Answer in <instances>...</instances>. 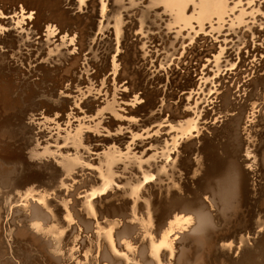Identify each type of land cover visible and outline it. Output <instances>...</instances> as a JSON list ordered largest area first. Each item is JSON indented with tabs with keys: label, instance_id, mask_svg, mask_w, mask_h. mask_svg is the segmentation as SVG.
Here are the masks:
<instances>
[{
	"label": "rangeland",
	"instance_id": "1",
	"mask_svg": "<svg viewBox=\"0 0 264 264\" xmlns=\"http://www.w3.org/2000/svg\"><path fill=\"white\" fill-rule=\"evenodd\" d=\"M0 1H2V0H0ZM60 1L63 4L65 3V5H63L62 3L61 4L64 7L66 6L67 9H71V10L80 9V10H74L75 12L73 11V15H77V14L81 15L82 14L86 17L88 16L89 18H92L97 14L95 16L97 19H94L95 17L93 19L85 18L86 19V20H84L85 23L83 24V26L82 25L81 26H82V28L85 27L86 31L83 32L81 30L83 32L82 37H79L78 35H75V37L73 35L67 36L65 41L68 42L70 40L68 42V45L67 44L65 46L59 45L60 44L59 41H61V39H59V38H61L62 35H60V33H59L60 29L58 28L59 26H58L57 22H51L52 21L51 19H47L46 21H44L45 20L44 18H42V20H43L42 23L40 21L37 22V20H39L40 18H39V15H37L36 12H34V11L35 10L37 11L38 9L37 8L33 9L32 8L33 5H30V3L29 4L26 3V5H25L23 2V4H24L23 7H22V5H23L22 1H21V4L19 3L20 1L18 3L16 2L15 4L13 3L14 5L17 4V6H18V4H20V6L17 9L16 6L12 7V6H14L13 4H12V6H10L11 2L10 3L8 2L9 3L8 4L5 1L4 2L2 1V2H0L1 4L6 3V5L4 4L5 6H7L6 10L10 11L12 8H15V9L14 10L12 9L13 11L11 10L10 12H8L5 10V6L1 5L4 7V10H3V7L0 8V16H1L0 17V36L3 34L0 38V43H2V44H0V51L2 50L0 52V54L1 53L2 54H4V53L8 54L6 57L11 59L10 61L13 60L12 62L17 64V66L21 65L20 70H22V72L24 70H27L28 67H30L31 69H28L27 71H34L31 74L34 73L35 76L30 74L28 76H25L26 77L25 81H24V79L20 80V82L22 83V84L20 83V89H23V90H18L19 93L17 92V97H20V100H21L20 101V109L22 108L21 109L22 113H24L25 112L24 110L27 108L28 110L26 109V113H28L30 116L33 117L32 122L29 120H26V121H28L26 123H32L33 125H41L42 126L43 121L45 120V117L42 114H44L47 111V109L49 107L53 106V104H54L53 99H55V98H51L49 96V94L52 92L50 90H52V88L54 87V83L56 85V81H58L57 78L58 77L60 78V76L63 72L62 71L61 72L56 71V69L54 68L56 66H59L60 62L54 61L53 63H51L52 64L51 65L47 62L48 57H45V58L44 57L39 58V56L36 57V52H40L39 50H41V47L44 48V51H46V49L48 48L47 49V51H48L51 48H53V44H54V47L56 45L61 46V47H59V49L63 50V51H65L67 48L72 49L74 47L73 48V49H75L74 51L73 50L69 51L70 55L73 57V55L78 54L80 51L81 52L79 54L82 56V50L84 51L85 49H87V51L84 52V54H83L85 56V62H83V68L85 70L84 71L81 70V72H82V76H81L82 80L80 81L81 86H79L78 88H75L73 91V88L71 87L72 86L71 82L69 83V85L67 83L66 88H65V90H63L61 92L60 97L62 99H66V100H68V99L71 100L73 98V100H71L72 103H75L77 100L79 101V102L77 101L79 105L75 104L73 107H70V109L73 110L72 113L75 114V117L77 115L76 111H78V115L76 118H73L72 123L74 126H76V125H78L77 122H79V120L84 121L85 124L88 122L86 125H84V127L87 128L85 130V132H86L85 134L90 133L91 135L93 134V137H94V139H93L94 141H92L93 143L91 142L92 144L90 145L92 147H90L91 150L89 151V154L84 155V157L88 159L89 163L87 161L86 164H88V165L86 167H83L81 169L78 168L79 170H77L75 175H73L74 177L75 176L76 177L74 178L72 176V178H70V180L68 181V184L66 185V187L63 188V189H65V191L62 190L63 191L62 194H60V196L58 195V198L61 197V195L63 196V194L68 195L67 196L68 198L66 197L67 199L66 198L63 199L61 197V201H62V199L64 200V202L60 201L61 203H63V205L62 204L60 205V203L58 202L59 200H57L54 203L55 205L53 204V206H51L52 208L50 207L49 212H46L43 215L42 214L38 215V213L36 214L37 210L35 211V209H40L41 206H39V205H38L39 207L35 206L36 208L34 207V209H33L31 204L29 206L27 204V206H28L27 207V206H25L24 203H18V204L12 205V207H14V208H12L11 213L14 215H20L21 218L23 217L21 220H23V219L26 220V217H28V216L29 217L27 218V221H29L33 218L35 220H39V221L45 220L44 222H46V220H47L48 222H46V225H44V226H47V227H45V229H46L45 231H47L48 235H50V236H54V233H56L57 231H60V232L62 231V233L65 232L64 239H66V236L68 235L70 237V239L68 237L66 240L69 243H71V242L73 243V241H74L73 244L71 243L72 247H70V249H72L74 254H76V256H74L73 260H74V262H80V259H82L80 264H90V263L91 264H103L106 262V259H104V257H105L104 254L106 253V251L108 249L107 247H108V242H109L106 239V233H109V232H111V234L114 238L116 237L115 238V240L117 239L116 242H118V241L120 242V241H122V239H123V241L130 240V242L128 244L131 246V248H134V250L137 252H139V250H142L143 248L146 247L143 250V252L145 251L144 252L145 254L148 252L147 247H150L149 245H150L151 239H154L155 244L158 247H160V253H162L163 257H165L166 256L165 253L167 252L166 244L163 243V245H161V246H160V244L162 242H164L162 240L165 239V237H166L165 241H167V243H169V241L172 240L170 235L163 234L161 236H165V237H162V239H161V236L152 235V234H154L155 230L151 227V225H147L144 221H142L143 219L140 220V218L137 219V221L140 220L142 223L140 221H138L135 224H138L140 222L138 224L139 226L135 225V224L133 226H135V227L138 226L141 229H139L138 227H136V228L133 227V228H135V231L137 230V232H134V235H130L131 237H129L128 235L127 236L126 235H124V236L120 235V232L122 231V228H123V227L121 228L120 226H122L123 224H121V222L118 223V221L124 220L125 218H123V216H121L122 213L117 212V211L122 209L123 204H125V208L123 210L126 211L128 204L131 203L130 205L133 206V204L138 203L139 200L147 199L151 196V194H149L150 193L149 189H150L151 185H155L157 178H158L157 175L155 174V171H156L155 164L161 163V160L160 159L157 160L155 157H157V155L161 152V150L164 148V146L167 145V143H169V141H172L173 139L176 140L177 137H175V136L177 134V129L179 130V128H177V125L180 124L179 119H182V117L184 118L186 116H192L193 115L192 116V119H193L195 111H198L199 112V117L197 115V117L199 118V122H198L199 126L198 127L200 130H202L201 133H203V134H201V133H199V135L194 134V136H192V137L195 140L198 139V141L202 142L201 144L199 142L198 146H202V144H204L203 142H205L207 144L209 143L208 145L214 144L213 146H215V145L219 146L220 145L219 147H222L223 146L222 144L226 143V139L229 136L228 128L231 127V126H229V123L231 122L230 125L233 124L232 121L234 120V117L238 116L240 111L243 113L250 112V113H248L249 114L248 121L251 122L250 125H252V126L249 127V124H248L247 127L250 129V132H251V130L253 132H251V134H250V137H251V138H249L250 140H247L246 137H244V141L246 143L250 142L249 144L251 145V152L253 151V153H254V151L256 152V150L259 149V146L264 143V128H263L264 126L262 124L264 119L260 118V117H264V115L261 116V114H260V112H261L260 109H261V107L264 106V0H227L228 1L227 6L229 8V11L231 12L228 15V18H226L227 22L224 23L221 20H217V19H214V22H211V23H209V22L201 23L200 21H193L191 23L192 26L190 24L191 27H189L187 25V23H189L191 20H187L186 24H185V22L182 21L185 19L179 20L173 14L168 12L169 11V7H168L169 5L156 3L157 0H131V1H129V0H97V1H93V0H68L67 1L66 0L67 2L65 0H60ZM95 2H97L96 6L94 4ZM27 4L30 5V7L32 9ZM89 5H91V6H89ZM25 6L28 7V12H25V11H27V10H24ZM87 6L89 7L90 10L95 9L92 12L94 15L91 14L90 10H86V9H88ZM97 6H99L100 8L99 7L97 8ZM27 7H25V8H27ZM71 7H73V8H71ZM15 10H17V11L18 10L19 11L24 10L23 11L24 15L20 16L21 12L18 13L19 11L17 12ZM84 10H85V12H84ZM3 11H5V13H3ZM14 11L16 13H14ZM191 12H192V8L188 7L186 9V13L190 14ZM86 13H87V15H86ZM29 14H31L32 17H30ZM37 17L39 19H37ZM18 18L21 19V21ZM87 19H88V21H87ZM12 20H13V22H11ZM34 20H36V21H34ZM48 20L49 21L51 20L50 21L51 23ZM91 20H94V21H91ZM17 21L20 22L19 25L16 24V23H18ZM34 22H35V24H33ZM39 22L41 23L40 26H38ZM45 22H46V24H48V25L50 24V25L49 26L46 25ZM96 22H97V24H96ZM117 22H119V24H121V28L119 30L116 28ZM21 23H22V25H21ZM29 23H30V25H29ZM52 23L53 24L55 23V24L53 25ZM41 25L42 26L44 25V26L41 27ZM218 25L221 26L220 30L217 29ZM3 26H5V27L7 26V27L5 28ZM45 26L49 27L50 35H49V31L47 32V30H49V29ZM51 26L53 28H51ZM33 27H35V30ZM42 28H45V29L47 28V29L42 31ZM54 28H55V30H54ZM37 29L39 30L37 32H39L40 35L36 34ZM51 30H52V35L53 34L55 35L54 37L51 35ZM11 31H12V33H9ZM13 31H14V34H13ZM55 31H56V33H54ZM4 32H5L6 36L4 35ZM85 32H87V33L89 32V34L86 33L87 34L86 35ZM34 34H35V36H33ZM46 34L48 37L52 36V39H51V37L45 38ZM9 35H10V37L7 39L6 37H8ZM59 35H60V37H59ZM86 36H87V38H89L91 36L89 38L90 40L87 39ZM130 36H131V41L129 42L127 37L129 38ZM13 37H16V38L18 37L17 38L18 41L20 40L21 42L20 41L17 42L16 41L17 39H15V38L11 39ZM41 37L44 38V42H43V40L40 41ZM24 39H25V43L27 42L26 47H24L26 44L24 46L22 44L24 42ZM47 39H49V40H47ZM50 39L52 40V42L49 43L51 45L48 44V41L49 42L51 41ZM58 39H59V41H58ZM86 39L88 40V42L85 41ZM204 39L209 41L210 47H212V49L214 51L212 58L206 60L208 63L202 59L204 55L200 51V45L199 44H201L200 42H202ZM6 40L8 42L10 40H13L12 44L6 42ZM45 40H46V42H45ZM80 40L83 43V44L81 43L83 45V46H81L82 48H79V46L81 45V44H79ZM83 40L88 45H85V42H83ZM38 41L41 44L42 43L43 44L39 45ZM14 42H17V44ZM28 42H29V44H28ZM30 42L32 43V45ZM6 43L8 44V47H6L7 46ZM18 43H21V44H19V47H18ZM3 44H4L5 48L3 47ZM13 44L16 46V49L17 48L22 49L20 47V46H22L24 48L23 51L18 49L17 51H19L20 53H17L16 49H14L15 47H13L14 46ZM34 44H36V45H34ZM9 45L12 46L13 48H10ZM77 45H79V46H77ZM202 45L203 44H201V46ZM36 46L37 47L40 46V48H37ZM49 46H52V47L50 48ZM86 46H88V47H86ZM8 48H10V49H8ZM88 48H90V49H88ZM8 50L9 51L13 50L12 51L13 54H10V52H8ZM21 52H22V54H21ZM29 52L31 54L33 52H35V53H33L32 56L31 55L29 56ZM16 53L18 55L19 54L21 55V56L19 55V57H20V59L24 60V61L22 60V62L25 64H22L21 60L19 62L17 61L18 63L15 62L16 60L19 59L18 56L16 57ZM192 53H195V55L197 56L196 59L198 60V64H197L198 68H194L193 71H190L191 68L187 69V70H189V71H187V73L190 74V76L188 75V77H185V73H184L185 70H183V71L180 70L179 69L180 67L179 68L177 67L178 70L175 71L174 73H171L172 70H174L176 68V67H174L176 64L175 63L176 60L181 61L182 59L189 57L190 54H192ZM9 54H10V56H9ZM24 54L28 58L24 57L25 56ZM79 54L74 56L75 57L74 60L76 58H77L76 60H79L81 58L80 59L81 61H79V62H82V60H84V57L83 56L80 57ZM14 55L16 58L14 57ZM56 55H57V53L53 54L52 56L56 57ZM0 56L2 57V55H0ZM31 57H32V59H31ZM27 59H28V61H27ZM25 60L27 62H25ZM36 60H39L40 62L37 61V63H36L35 62ZM27 63L29 65H27ZM39 64H40V66H41V64H42V66L44 65V67L46 66L47 69L52 68V70H54V71H52L51 74L48 73L47 74L48 76H46V78H45L44 77L45 74L43 72L36 71V68L39 67ZM80 65L81 64H79V67H80ZM197 65H196V67H197ZM33 67H34V69H33ZM85 67H87V68H85ZM186 68H188V67H186ZM240 71L244 72V74L242 73V75H240V73H241ZM55 72H56V74H54ZM168 72H170V73L168 74ZM52 74H54V75L50 77L49 75H52ZM40 75H42V76H40ZM229 76H231V77H229ZM50 78H52V79H50ZM30 79L33 80V82ZM240 80H241V82H240ZM26 81H27V83H26ZM28 81H30V82H28ZM39 81L41 83H39ZM43 81H45L44 82L45 84L43 83ZM50 81H51L52 85H51ZM237 81H238V83L236 84ZM29 83H30V87H29ZM46 83H47V85H46ZM43 84L45 86V90L44 89L42 90V88L44 87V86H42ZM49 85H50V87H49ZM133 85H135V86H133ZM138 85H140V86H138ZM25 86H27V88ZM36 86L39 89L36 88ZM46 86H48V87H46ZM235 86H238V88L237 87L235 88ZM25 88L28 89V91L25 90ZM142 88H144V89H142ZM24 90H25V92H23ZM38 90H41V91L38 92ZM71 90L74 94L71 92ZM64 91H66V92H64ZM42 92L45 93L46 97H45L44 93H42ZM229 92H232V95L230 93V96H229ZM26 95H28V96H26ZM40 96L42 97L43 100L41 99ZM82 96H83V98H82ZM174 96H176V98H177V100H175L176 103L174 102V100H172V97H174ZM28 97L30 98V102H28L29 101ZM36 97H37V99L39 98V101L36 100ZM48 97H50V98H48ZM32 99H34V101H31ZM35 100L38 103L41 100L42 101L38 104L35 102ZM170 100H171V102H170ZM22 101H24V103ZM45 101L49 104H47ZM21 102L23 103V105ZM92 102H97V106H99L97 111H99V110L104 111L102 116L96 115L95 113H92V111H90V109H88V108H85V107H84L85 109L82 108L85 105V103L89 104ZM28 103L29 104L32 103V104L28 106ZM50 103H51V105H50ZM168 103L175 104L173 106L176 109L179 106V110H180V113L182 115L181 118L176 117L175 115H171L170 113H168L166 111V107H167ZM25 104L27 105V107ZM40 104H42V105H40ZM111 104H113V105L111 106ZM43 105H44V107H43ZM47 105H48V107H47ZM69 105H71V104L69 103ZM224 105H225V108H224ZM31 106H32V108H31ZM107 106H108V108L106 109ZM34 107H36V108L34 109ZM41 107H42V109H41ZM220 107H221V109H220ZM217 108H218V110H217ZM115 109H116V112H115V114H113L114 113L113 110H115ZM36 110L37 111L39 110L38 111L39 113ZM74 111H75V113H74ZM110 111L112 113H110ZM35 112H37V115L39 117H37ZM210 112H212V113H210ZM20 113H21V111H20ZM253 113H254V115H253ZM93 114H94V117H93ZM40 115H41V118H40ZM252 115L254 116V119H251V118H253ZM60 117H61V114H59V116L57 115L56 117L51 118V121H49L50 122L49 125H46L47 127L43 126L42 129H38L41 131H38V130L35 131V134H46V135L49 134L46 138L40 139L42 143H45L47 140L53 141V136L55 134H57V131H55L56 126H54V125H56L57 123L53 122L52 119L57 118V120H59ZM42 119H43V121H40ZM91 121L93 124H91ZM95 121H97V122H95ZM148 121H150V122H148ZM100 122L104 124L100 127L102 129H100V130L96 129L94 132L93 127ZM63 123L64 122L61 121V123L59 124V125L62 124L61 127L63 126L61 130L65 129L64 128L65 124H63ZM255 124H257V125H255ZM51 125H52V128H51ZM108 125H109V128L105 127ZM253 125H255L256 128ZM132 128H134V129H132ZM262 129H263V131H262ZM203 136H206V138ZM38 137L40 138L41 136L39 135ZM98 139L103 140V143L100 142L97 144V142H99ZM206 139H207V141L208 140L209 141L207 142ZM26 141L28 143V140L26 138L22 139L21 142H22V144L24 143L23 147H25L24 145H26L25 144ZM211 141L213 142V144L211 143ZM52 144L53 143H50V146L52 148H55L56 145L55 144L52 145ZM183 144H185V141L181 142L179 149L175 150V152L171 151L172 152L171 154H173V155L171 156L170 161L174 158L173 156H175L174 160L176 159V152L180 153V158H178L176 160V163L174 165L175 167H173L171 169L172 172H170V169H168L167 172L165 173L166 175L162 174L160 176L161 178H163V180L157 184L159 191H158V189H156L157 187H155L154 188L155 190L154 191L152 190V193L156 192L158 194L159 192L163 191L162 190L163 188H164V190H165V188L168 190V189H170L169 187L172 184H174L172 187H175V188H180L181 186H184V185H181L182 182L180 181V179H181V177L187 178L188 173H186L187 169L183 168L184 167L183 164H182L183 167H180V164L182 162H179V161H182L184 158H186L184 160L187 161V156H188L187 153L188 152H186V149L188 150V148H185V146ZM96 145H97V147H96ZM59 148L65 149L67 147L60 144ZM199 150H201V148L196 147L192 154H194V153L199 154L200 153ZM183 151H184V153H183ZM188 151H190V150H188ZM193 159H195V156L193 157ZM177 166H178V168H177ZM16 168L19 169V171H18L19 175L17 176L16 180L22 181V179L25 178V174H24V172L26 171V170H24L25 167L22 164L21 165L19 164V165H17ZM182 168H183V170H182ZM149 170L152 171V175L154 176V178L152 180H149V181H144V173L146 171H149ZM176 170H177V173H176ZM189 174H191V173H189ZM182 175H184V176H182ZM177 177L180 179H178ZM176 179H178L179 181ZM51 180H52V178H51ZM199 180H201L200 177H199ZM199 180L197 179L196 181L199 183L200 182ZM184 181H187V180H184ZM107 182H113V189H108V186L106 185ZM16 183L17 182H15L14 184L10 183V184H6V185H0V200H4L5 198H9V197H12L14 195V193H15L14 186ZM94 183L96 186L94 185ZM262 183H264V182H262ZM80 185H82V186L80 187ZM69 186H73V187L70 188ZM76 186H78L79 189ZM148 186H149V188H148ZM82 187L85 190L82 189ZM85 187H87V189L89 191ZM66 188H69V189H66ZM76 188L78 189V193L76 192V190H77ZM193 188L196 189L195 185L193 186ZM192 191H193V189H192ZM64 192H67L68 194L64 193ZM75 192H76V195L78 194V196H76V200L74 203V200H72V199L75 197ZM118 192H120V193H118ZM117 193H118V195H116ZM69 194L72 195V197L73 196L74 197L70 198ZM109 194L112 197H110ZM111 194H113V195H111ZM187 195L192 197L193 192L192 193L189 192V194H187ZM63 197H65V196H63ZM49 198L53 199L52 196ZM116 198H118V199L115 200ZM69 199L73 201V203H74L73 206L71 205V204H73L72 201H70ZM66 200H67V202H68V200L70 202H68V203L66 202L68 205L65 208L64 205H66V203H65ZM76 202H78V203H76ZM97 202H98V204H97ZM111 204H114V205H111ZM57 205L64 207V208L57 207ZM120 205H121V208H120ZM130 205H128V207ZM22 206H23V208H22ZM55 206H56L57 211L54 210ZM109 206L110 207L115 206V209H118V210L116 211L113 207V208H111L112 209V211H111ZM106 207H109V208H106ZM19 208L21 210H19ZM66 209H69V210H66ZM77 209H78V211H77ZM70 210H71V212H70ZM72 210H75V211H73L75 213V215H73L74 213L72 214ZM127 210H128V208H127ZM129 210H128V213L126 214V216L128 214L131 215V211H132L131 206L129 207ZM64 211H66V213H64ZM103 211H105V212H103ZM111 212H113V213H111ZM115 212H116V214H115ZM106 213H107V215H105ZM117 214H118V216H116ZM35 215H38L37 217L40 216V218H36ZM59 215H61L62 217H60ZM68 215H70V216H68ZM84 215L86 216V218L88 217V219H87L88 221L85 219ZM42 216H46V219H44V217H42ZM47 216H48V218L50 216L49 219L52 221L47 219ZM82 216H84V217H82ZM79 217H80V219H79ZM108 217H110V218H108ZM112 217H114L113 219H116V220H112ZM117 217H120V218H118L120 220H118ZM98 218H99V222L97 220ZM127 218L129 219V218H131V216L129 217V215H128L126 217V219ZM263 218H264V216H263ZM65 219H68V220L66 221ZM76 219H78V220H76ZM84 219H85V222H83ZM89 219H90V221H89ZM104 219H106V220H104ZM74 220H76V221H74ZM100 220H101V222H100ZM109 220H110V223H109ZM111 220L113 222L115 221L116 223H113ZM77 221H79V223ZM92 221H93V223H92ZM103 221H104V223L107 221L106 223H109V224L105 225L103 223ZM44 222H41L42 226H43ZM90 222H91V224H90ZM94 222H95V224H94ZM47 223L49 225H47ZM84 223H85V225H84ZM15 224L17 226H21V223L18 220L15 222ZM86 224H88V225H86ZM96 224H97V226H96ZM75 225H77V227ZM78 225H80L81 232H78V230L80 231V229L78 228ZM82 225L85 226L84 227L85 229L83 228ZM89 225L91 228L89 227ZM94 225H95V227H94ZM110 225H114V228H113V226L110 227ZM106 226H108V227H106ZM118 226H119V228H118ZM86 227H89V229L87 230ZM142 227H143V229H142ZM261 227H263V228H261ZM77 228H78V230H76ZM109 228H112V229H109ZM113 229H115V230H113ZM116 229L117 230L119 229V231H117ZM252 229L249 228L251 233L248 232V233H250V235L247 234V237L245 238L246 241L249 242V246L254 248L250 253L251 254L250 257L254 253L256 254V256L253 255L250 259L252 261L254 260V262H257L258 264H264V262H263L264 261V252H263L264 251V236H262V234L264 235V222L260 225H256L254 227V229L253 230ZM71 230H74V231L76 230V231L73 234V231H72V233H70ZM92 230L93 231L96 230V232H93ZM141 230L144 232L145 235L146 234L147 235L144 236L143 233L141 232ZM150 230H151V232L152 231H154V232L151 233ZM84 231L87 233L92 231L93 233L91 232L88 235ZM79 233L82 234V236H80ZM114 233H115V235L117 234L118 236L117 235L114 236ZM69 234H72L73 237H72V235H69ZM93 234H95V235H93ZM251 234H252V236H251ZM77 235H78V238H80V240L77 238ZM141 235H142V237H141ZM143 236H144V238H143ZM260 236H262L263 239ZM88 237H90V238H88ZM74 238L76 241L79 240L78 246L76 244L77 242L75 243ZM84 238H86V240ZM93 238L96 240V242L94 241ZM136 238H138V239H136ZM147 238H149V239H147ZM82 239L84 240L83 244H81ZM179 239H180V236L179 237L177 236L176 241H179ZM256 239H257V241H256ZM147 240L149 241V243ZM134 241L135 242L137 241L136 242L137 244H134L133 243ZM146 241H147V243H146ZM237 241H233L229 244L230 249H232V253L228 258H226V261H228V262H226L225 258H224V261L227 264L229 262H230V264H232V263L236 264L234 261H236V262L241 261L242 257L245 255V252L243 250V246H244L243 243L242 242L237 243ZM251 241H252V243H251ZM131 242L134 244V246L131 245L132 244ZM139 242H140V244H139ZM85 243H87V244H85ZM79 244H81V245H79ZM141 245H143V246H141ZM168 245H170V244H168ZM252 245H254V246H252ZM259 245H262V246H259ZM139 246H141L142 249H140L141 247H139ZM24 247L26 248V246H24ZM24 247H22V248L25 249ZM74 248L76 249L75 251H74ZM82 248H84V249H82ZM80 249H81L82 253H81ZM96 249H97V251H95ZM233 249H235V250H233ZM25 250H27V251L29 250V254L31 256V261L34 259L32 262L38 263V261L43 259V258H41V254L37 251L36 248H34V249L28 248ZM85 250H87V251H85ZM126 250L124 252H126ZM103 252H105V253H103ZM20 253L23 254V251L21 249H20ZM78 253H80V254H78ZM144 253H143V255L145 256ZM260 255L262 258L260 257ZM81 256L83 258H81ZM231 256L233 257L234 260L232 259ZM99 257L100 258L102 257L101 258V261L103 260L102 262H100ZM75 258L76 259L79 258V259L76 260ZM105 264H107V263H105ZM133 264H135V262H133ZM246 264H250V262L246 263Z\"/></svg>",
	"mask_w": 264,
	"mask_h": 264
},
{
	"label": "bare ground",
	"instance_id": "2",
	"mask_svg": "<svg viewBox=\"0 0 264 264\" xmlns=\"http://www.w3.org/2000/svg\"><path fill=\"white\" fill-rule=\"evenodd\" d=\"M2 1L3 2L5 1L6 3L11 2L10 6H12L13 3L14 4L16 2L18 3L19 1H20L19 2L20 4L22 1V4L24 2L25 5H26V3H28V4L30 3V5H33L32 6L33 9L34 8L38 9L37 11L33 10L34 12H36L37 15H39V18L41 19L40 20L37 17V19H39V20H37V22L40 21L42 23L43 22L42 18L45 19L44 21H46L47 19H51L52 20V21L50 20L51 22H57L58 26H59L58 28L60 29L59 33H60V35H62V37L59 38V39H61V41H59V39H58V41L60 42L59 45H62V46H65L66 44L68 45V42L70 41V40L68 42L65 41L67 36L73 35L75 37V35H78L79 37H82L83 32L86 31L85 27L82 28L83 24L85 23L84 20H86L85 18L93 19L97 15L96 14L92 18H89L88 16L86 17L82 14L81 15L80 14L73 15L74 10H80V9H74V10L67 9L66 6L65 7L63 6V5H65V3L63 4L60 0H2ZM2 1H0V2H2ZM93 1H97V0H93ZM129 1H131V0H129ZM6 3H3V4L0 3V6L4 5V4L6 5ZM96 3L97 2L94 3L95 6H96ZM156 3L169 5L168 6L169 11L168 12L173 14L179 20L185 19V20H182L185 22V24H186L187 20H191L189 23H187V25L189 27L192 26L191 23L193 21H200L201 23H205V22L211 23V22H214V19H217V20H221L222 22L225 23V22H227L226 18H228V15L231 13L229 11L228 6H227L228 5L227 0H157ZM20 4H18V6L16 4L12 7L16 6L18 9ZM24 4L22 5V7L24 6ZM30 5H28V6L30 7ZM89 6H91V5H89ZM2 7L3 6H1L0 8H2ZM6 7L7 6H5V10L7 9ZM25 7H27V6H25ZM25 7H24V10H27L25 12H28V7L27 8H25ZM98 7L99 6H97V8ZM188 7L192 8V12L190 14L186 13V9ZM71 8H73V7H71ZM12 9L14 10L15 8H12ZM3 10H4V7H3ZM86 10H90L89 7ZM94 10L95 9L90 10L92 15H94L92 13ZM6 11H8V10H6ZM10 11H8V12H10ZM15 11H17V10H15ZM15 11H14V13H16ZM23 11H19L18 13H20V12L22 13ZM84 12H85V10H84ZM3 13H5V11H3ZM21 13H20V16H23L24 12L22 14ZM86 15H87V13H86ZM29 16L32 17L31 14H29ZM88 19H87V21H88ZM94 19H97V18L95 17ZM19 20L21 21V19H19ZM34 21H36V20H34ZM91 21H94V20H91ZM11 22H13V20ZM40 22L38 23L39 25L37 24L38 26H40V24H41ZM22 23H21V25H22ZM16 24L19 25L20 22H18ZM33 24H35V22ZM45 24H46V22H45ZM96 24H97V22H96ZM190 24H191V26H190ZM29 25H30V23H29ZM46 25H48V24H46ZM43 26L41 25V27H43ZM48 26H45V27H47L49 29ZM3 27H5V26H3ZM33 28L35 30V27H33ZM51 28H53V27L51 26ZM116 28L118 30L121 28V24H119V22L116 23ZM46 29L42 28V31H44ZM217 29L220 30L221 26L218 25ZM54 30H55V28H54ZM37 31H39V30L37 29L36 32ZM48 31H49V35H50V29L47 30V32ZM56 31L54 33H56ZM9 33H12V31ZM86 33L87 32H85V34ZM13 34H14V31H13ZM36 34L40 35L39 32H37ZM47 34L45 35V38L48 37ZM87 34H89V32ZM4 35H5V32H4ZM51 35H52V30H51ZM60 35H59V37H60ZM1 36H0V38H1ZM33 36H35V34ZM52 36L54 37L55 35L53 34ZM52 36H50L51 39H52ZM9 37H10V35L6 38L8 39ZM42 37H41L40 41L43 40V42H44V38H42ZM50 37H48V38H50ZM14 38L17 39L18 37L17 38L13 37L11 39H14ZM86 38H87V36H86ZM89 38H87V39H89ZM25 39H24V42L22 43L23 46L27 43V42L25 43ZM87 39L85 41L88 42ZM127 39L130 42L131 36L129 38L127 37ZM47 40H49V39H47ZM12 41L13 40H10L8 42L6 40V42L11 43V44H12ZM16 41L19 42L20 40L18 41V39H17ZM85 41L83 40V42H85ZM17 42H14V43L17 44ZM45 42H46V40H45ZM51 42H52V40L50 42L48 41V44ZM202 42H200L201 44H203L202 46H201V44H199L200 45V51L204 55L202 59L204 61H206L207 59L212 58L214 51H213L212 47H210L208 40L204 39ZM81 43L82 42L80 40L79 44H81ZM0 44H2V43H0ZM19 44H21V43H18V47H19ZM28 44H29V42H28ZM40 44L41 43L39 42V45ZM82 44L80 46L79 45H77V46H79V48H82L81 47V46H83ZM31 45H32V43H31ZM34 45H36V44H34ZM49 45H51V44H49ZM59 45H56L54 47V44H53V48H51L52 46H49L51 49L48 51H47L48 48L46 49V51H44V48L41 47V50L38 49L40 52H36V57H38V56H39V58L48 57L47 62L49 64L53 63L54 61L60 62V65L59 66L55 65L56 67H54V68L56 69V71H60V72L62 71L63 72L61 74L60 78L59 77H58L59 79L57 78L58 81H56V85L54 83V87L52 88V90H50L52 92L49 94V96L51 98H55V99H53L54 104H53V106L49 107L44 114H42L45 117L44 121H43V119L40 120V121H43L42 126L41 125H33L32 123H26V122H28L26 120H29L32 122L33 117L30 116L28 113H26V109H27L26 104H25L26 109L24 110L25 112L22 113V110H21L22 108L20 109V101L21 100H20V97H17L18 90H23V89H20V83H21L20 80L24 79V81H25V78H26L25 76L30 75L34 71H27L28 69H31L30 67H28L27 70L23 69L24 71L22 72V70H20L21 65L17 66V64L12 62L13 60L10 61L11 59L6 57L8 54H5V53H4L5 55L2 53L0 54V55H2V57L0 56V185H6V184H10V183L14 184L15 182H17L14 186V191H15L14 195L12 197L5 198L4 200H0V264H80V262L82 261V259H80V262H74L73 258H74V256H76V254H74L72 249H70V247H72L71 245L74 243V241L72 240L73 243L70 241L72 243L71 244L66 240L69 237L67 235L68 233L66 234L67 235L66 239H64L65 232L62 233V231L61 232L57 231L56 233H54V236L48 235L47 231H45L46 230L45 227H47V226H44V225H46V222H48L47 220H46V222H44L45 221L44 219H46V216H42V217H44V219H43L44 221L35 220L34 218L27 221V218L29 216L26 217V220H24V219L21 220L23 217L21 218L20 215H14L11 213L12 208H14V207H12V205L18 204V203H24L25 206H27V204H28V206L31 204L33 209L35 206H38V205L41 206L42 208L40 207V209H35V211L37 210L36 214L38 213V215H40V214L43 215L46 212H49L50 207L53 206V204L57 200H59L58 202L60 203V205L61 204L63 205V203H61V202L62 201L64 202L63 199H65L68 195L63 194V196H65V197H63L61 195V197L63 198L62 201H61V197H59L60 199L58 198V195L60 196V194H62V192L65 191V189H63V188L66 187L70 178H72V176L75 175L77 170H79L78 168L81 169V168L86 167L88 165V164H86L88 159L85 158L84 155L89 154V151L91 150L90 147H92V146H90V145L93 143L92 141H94L93 140L94 139L93 134L92 135L90 133L85 134L86 133L85 130L87 128H85L84 125H86L88 122L85 124L84 121L79 120V122H77L78 125H76V126H74L72 123L73 118L77 117L78 111H76L77 115L75 117V114L72 113L73 110H71L70 107H73L75 104H78L79 101L77 100L78 102L76 101L75 103H72L71 100H73V98L71 100H69V99L66 100V99H62L60 97L61 92L63 90H65L67 83L69 85V83L71 82L72 86L71 85L70 86L73 88V91L75 88H78L79 86H81L80 85V81L82 80L81 70L82 71L85 70L83 68V62H85V56L83 54H84V52L87 51V49H85L84 51L82 50V56L84 57V60H82V62H79V61H81L80 60L81 58L79 60H76L77 58L74 60V58H75L74 56L78 55L81 51L78 54L73 55V57H72L70 55L69 51H71V50L74 51L75 50V49H73L74 47L72 49L67 48L65 51H63V50L59 49V47H61ZM85 45H88V44L85 42ZM26 46H27V44L24 47H26ZM3 47H4V44H3ZM6 47H8V44ZM9 47L10 48L15 47L14 49H16L15 45L13 47L9 45ZM20 47L22 49L17 48L16 49L17 53H20L19 51H17L18 49L23 51L24 48L22 46H20ZM86 47H88V46H86ZM10 48H8V49H10ZM37 48H40V46H38ZM88 49H90V48H88ZM12 51L8 50V52H10V54H13ZM17 53H16V57L17 56L19 57L20 54L18 55ZM33 53H35V52H33ZM33 53L31 54L29 52V56L30 55L32 56ZM55 53H57L56 57L52 56ZM10 54H9V56H10ZM21 54H22V52H21ZM82 56L80 55V57H82ZM14 57H15V55H14ZM24 57L28 58L26 55ZM196 58H197V56L195 55V53H192V54H190L189 57L182 59L181 61L176 60V62H175L176 64L174 66L176 68L174 70H172L171 73H174L175 71L178 70L177 67L178 68L180 67L179 68L180 70H182V71L185 70L184 71L185 77H188V75L190 76V74L187 73V71H189L187 69L191 68L190 71H193L194 68H198V65H197L198 60ZM31 59H32V57H31ZM20 60L22 62L23 59H20V57H19V59L16 60L15 62L18 63ZM27 61H28V59H27ZM27 61L25 60V62H27ZM37 61H39V60H36L35 62L37 63ZM22 64H25V63L22 62ZM79 64H81L80 65L81 68L79 67ZM195 64L197 65V67ZM27 65H29V64L27 63ZM186 67H188V68H186ZM85 68H87V67H85ZM33 69H34V67H33ZM36 71L43 72L45 74V76L44 75L43 76L46 78V76H48L47 74L48 73L51 74V72L54 70H52V68L47 69L46 66L44 67V65L42 66V64L40 66V64H39V67L36 68ZM169 73L170 72H168V74ZM242 73L244 74V72H241L240 75H242ZM54 74H56V72ZM54 74L49 75V76L51 77ZM31 75H34V73ZM40 76H42V75H40ZM229 77H231V76H229ZM52 78H50V79H52ZM31 81L33 82V80H31ZM28 82H30V81H28ZM44 82L45 81H43V83ZM240 82H241V80H240ZM26 83H27V81H26ZM39 83H41V82L39 81ZM47 83H46V85H47ZM50 83H51V81H50ZM237 83H238V81L236 82V84ZM44 84L42 86H44ZM51 85H52V83H51ZM133 86H135V85H133ZM138 86H140V85H138ZM25 87L27 88V86H25ZM29 87H30V83H29ZM46 87H48V86H46ZM49 87H50V85H49ZM236 87L238 88V86H235V88ZM26 88H25V90L28 91V89H26ZM36 88H38V87L36 86ZM43 89L45 90V86L42 88V90ZM142 89H144V88H142ZM25 90L23 92H25ZM40 91L41 90H38V92H40ZM44 92H42V93H44ZM64 92H66V91H64ZM71 92H72V90H71ZM230 93L232 95V92H229V96H230ZM44 95H45V93H44ZM26 96H28V95H26ZM45 97H46V95H45ZM50 97H48V98H50ZM82 98H83V96H82ZM28 99H29L28 102H30L29 97H28ZM34 99H32L31 101H34ZM41 99H42V97H41ZM36 100L39 101V98L37 99V97H36ZM36 100H35V102H36ZM172 100H174V102H175V100H177L176 96L172 97ZM22 102L24 103V101H22ZM170 102H171V100H170ZM23 103H22V105H23ZM36 103H38V102H36ZM69 103L71 105H69ZM31 104L28 103V106ZM47 104H49V103H47ZM113 104H111V106ZM40 105H42V104H40ZM50 105H51V103H50ZM173 105H175V104L168 103L167 107H166V111L168 113H170L171 115H175L176 117L181 118L182 115L180 113L179 106L176 109ZM32 106H31V108H32ZM43 107H44V105H43ZM47 107H48V105H47ZM84 107L90 109V111H92V113H95L96 115L102 116L104 113V111H101V110L97 111L98 107H99V106H97V102H92L89 104L85 103V105L82 108H84ZM35 108L36 107H34V109ZM107 108H108V106L106 107V109ZM224 108H225V105H224ZM41 109H42V107H41ZM220 109H221V107H220ZM217 110H218V108H217ZM260 110H261V112H260L261 116L264 115V106L261 107ZM20 111H21V113H20ZM111 111H110V113H112ZM37 112H35L36 115H37ZM113 112H114L113 114H115L116 109L113 110ZM240 112H239L238 116L234 117V120L232 121L233 124L230 125L231 122L229 123V126H231L228 128L229 136L226 139V143L222 144L223 145L222 147H219L220 145L219 146L218 145L213 146L214 145L212 142L213 140L211 141V143L213 145H208L209 143L207 144V143L203 142L204 144H202V146H198L199 142H200V144L202 142L198 141V139L195 140L192 137V136H194V134L199 135V133L202 132V130H200L198 127L199 126V123H198L199 122V118H198L199 112L198 111H195L193 119H192L193 115L192 116H186L184 118L182 117V119H179L180 124L177 125V128H179V130L177 129V134L175 136V137H177L176 140L173 139L172 141H169V143H167V145L164 146V148L157 155V157H155L157 160L160 159L161 163L155 164V166H156L155 174L157 175L158 178H157L155 185H151V187L149 189L150 190L149 194H151V196L149 195L150 196L149 198L139 200L138 203L133 204V206L130 205L131 203L129 202L130 204H128V205H130L132 208L131 215L128 214L129 217L131 216V218H129V219L128 218L126 219V217L128 216V215L126 216V214L128 213V210L130 207V206L128 207L127 204H126L127 208H128V210L126 208L127 212L125 210H123L125 208V204L122 205V209H120L119 211H117L118 209H115V206H111V207L109 206L110 209L114 207V209L117 212L122 213L121 216H123V218H125L124 220L118 221V223L121 222V224H123L122 226H120L121 228L123 227L122 231L120 232V235H123V236L128 235L129 237H131L130 235H134V232H137V230L135 231V228L139 226L138 224L141 222L140 221L141 219H143L142 221H144L147 225H151V227L155 230V232L152 231V232H154V234H152V235H155V236L156 235L161 236L163 234L170 235L172 240H170V241L168 240L169 243H167V241H165L166 240L165 236H161V239H162V237H165V239L162 240L164 242H162L159 239L162 242L160 244V246L163 245V243L166 244V247H167V252L165 253L166 256L165 257L162 256V253H160V247H158L155 244L154 239H151V242L149 245L150 247H147L148 252L146 253L147 254L146 255L144 253L145 251L143 252V250L146 247L143 249L141 247L143 245L139 246V247H141L140 249H142V250L138 249L139 252H137L134 250V248H131V246L128 244L130 242V240L123 241V239H122V241H120V242L118 241L119 242L118 243V242H116L117 239L115 240L116 237L114 238L112 236L111 232H109V233H106V239L109 241L108 247H107L108 249H107L106 253L103 252V253H105L104 254L105 255L104 259H106L105 263H107V264H133V262H135V264H227L226 262H228V261H226V258H228L232 253V249H230L229 244L233 241L238 240L237 243L242 242L244 245L243 250L245 252V255L243 254L244 256L243 257L241 256L242 257L241 261H237V262L234 261V262L236 264H246L249 262H250V264H258L257 262H254V260L252 261L250 259L253 255L256 256V254L254 253L250 257V255H251L250 253L254 248L249 246V242L246 241L245 238L247 237V234L250 235V233H251L249 228L254 229V227L256 225H260L264 222V218H263V216H264V183H262V182H264V143L259 146V149H257L256 152L255 151H254V153H253V151L251 152V145L249 144L250 142L246 143L244 141V137H246L247 140H250L249 139V138H251L250 134H251V132H253L252 130L250 132V129L247 127L248 124H249V127L252 126V125H250L251 122L248 121V118H249L248 113H250V112H247V113H243V112L240 113ZM74 113H75V111H74ZM210 113H212V112H210ZM254 113H253V115H254ZM59 114H61V117L59 120H57V118L52 119L53 122L57 123L56 125H54V126H56L55 131H57V134H55L53 136V141L47 140L45 143H42L40 139L46 138L49 134L48 135H46V134H35V131L38 129H42L43 126L45 127L46 125H49V123H50L49 121H51V118L56 117L57 115L59 116ZM197 115H198V117H197ZM253 115H252L253 118H251V119H254ZM37 117H39V116L37 115ZM93 117H94V114H93ZM40 118H41V115H40ZM260 118L264 119V117H260ZM61 121H63L64 122L63 124H65L64 130H61L63 127V126L61 127L62 124L59 125L61 123ZM95 122H97V121H95ZM148 122H150V121H148ZM91 124H93L92 121H91ZM262 124L264 126V120H263ZM102 125H104V124L101 122L96 124L93 127L94 132L96 129L97 130L102 129V128H100ZM255 125H257V124H255ZM255 125H253V126L256 128ZM105 127L109 128V125L105 126ZM51 128H52V125H51ZM132 129H134V128H132ZM38 131H41V130H38ZM262 131H263V129H262ZM201 134H203V133H201ZM39 135L41 136L40 138L38 137ZM203 137L206 138V136H203ZM25 138L28 140V143L26 141V143H25L26 145H24L25 147H23L24 143L22 144L21 141H22V139H25ZM182 141H185L186 145L183 144L185 146V148H188V150H190V151H188L186 149V152H188L187 153L188 154L187 161L184 160L186 158H184L182 161H179V162H182L180 164V167L184 166L183 168H186L187 169L186 173H188V177L187 178L185 177L186 179L183 177H181V179L183 178L184 180H187V181H184L183 179H182L183 180L182 181L180 178L177 177L182 182L181 185H184V186H181L180 188H175V187H172L174 185V184H172L169 187L170 189L167 190L165 188L166 191L163 188L162 189L163 191L160 189L162 192H159L158 194L156 192L152 193V190L153 191L155 190L154 188L157 187V184L163 180V178H161L160 176L162 174H165L168 169H170V172H172L171 169L173 167H175L174 165L176 163V160L178 158H180V153L176 152V159L174 160L175 156H173L174 158L170 161L171 156L173 155V154H171L172 153L171 151L175 152V150L179 149V146L181 145ZM206 141H207V139H206ZM100 142L103 143V140H99V142H97V144ZM50 143L55 144L56 147L52 148L50 146ZM60 144L67 147V148H65V149L59 148ZM96 147H97V145H96ZM196 147L201 148V150H199L200 153L199 154H195V153L192 154ZM183 153H184V151H183ZM194 156H195V159H193ZM88 163H89V161H88ZM19 164L20 165L22 164L25 167L24 170H26L24 172L25 178H23L22 181L20 180L21 182L16 180L17 176L19 175L18 174V171H19L18 168L19 167L18 168H16V167ZM182 164H183V166H182ZM178 166H177V168H178ZM183 168H182V170H183ZM176 173H177V170H176ZM189 173H191V174H189ZM182 176H184V175H182ZM199 177L201 178V180H199ZM51 178L54 182L51 180ZM153 178H154V176L152 175L151 170L146 171L144 173V181H149V180H152ZM178 179H176V180H178ZM197 179L200 181L199 183L196 181ZM94 185H95V183H94ZM106 185L108 186V189H113V182H107ZM194 185H195L196 189L193 188ZM78 186H76V187L78 188ZM81 186L82 185H80V187ZM69 187L71 188L73 186H69ZM85 188L87 189V187H85ZM148 188H149V186H148ZM66 189H69V188H66ZM78 189L76 190L77 193H78ZM82 189H84V188L82 187ZM156 189H158V187ZM192 189H193V191H192ZM158 191H159V189H158ZM76 192H75V197L73 196L74 198L72 197V195H70L71 193L69 194L70 198H73L72 200H74V203L76 200V196H78V194L76 195ZM189 192L190 193L193 192L192 197L187 195V194H189ZM64 193H67V192H64ZM118 193H120V192H118ZM118 193L116 195H118ZM111 195H113V194H111ZM51 196L53 197V199L49 198ZM109 196H110V194H109ZM110 197H112V196H110ZM117 199L118 198H116L115 200H117ZM69 200H68V202L72 201V200H70V201ZM66 202H67V200L65 201V203ZM67 203H66V205H64L65 208L68 205ZM72 203H73V201H72ZM74 203L71 205L73 206ZM76 203H78V202H76ZM97 204H98V202H97ZM114 204H111V205H114ZM57 207H61V206L57 205ZM109 207H106V208H109ZM22 208H23V206H22ZM54 208L53 209L57 211L56 206ZM61 208H64V207H61ZM120 208H121V205H120ZM201 208H207L208 210H210L213 213V215L215 216V223H216L215 229L213 231H211L206 238H203V239H200L199 237H197V235L195 234V231L193 229L194 228V213L196 210L201 209ZM78 209H77V211H78ZM19 210H21V209L19 208ZM66 210H69V209H66ZM73 211H75V210H72V214L74 213ZM111 211H112V209H111ZM70 212H71V210H70ZM103 212H105V211H103ZM64 213H66V211H64ZM111 213H113V212H111ZM115 214H116V212H115ZM38 215H35L36 218H40V216L37 217ZM73 215H75V213ZM105 215H107V213ZM59 216L62 217L61 215H59ZM68 216H70V215H68ZM84 216H82V217H84ZM116 216H118V214ZM188 217H192V220H188L187 219ZM49 218H50V216H49ZM49 218L47 216V219H49ZM108 218H110V217H108ZM113 218L114 217H112V220H116ZM118 218H120V217H117V219ZM139 218H140V220H138V221H140V222L138 224H135L136 222H138L137 219H139ZM79 219H80V217H79ZM85 219L87 220L88 217L86 218V216H85ZM85 219L83 222H85ZM106 219H104V220H106ZM17 220L21 223V226H17L15 224V222ZM65 220L67 221L68 219H65ZM76 220H78V219H76ZM76 220H74V221H76ZM97 220L99 222V218ZM118 220H120V219H118ZM50 221H52V220H50ZM89 221H90V219H89ZM93 221H92V223H93ZM41 222H44L43 226H42ZM77 222L79 223V221H77ZM100 222H101V220H100ZM106 222L104 223V221H103V223L106 225V224L110 223V220H109V223H106ZM113 223H116V222L114 221ZM88 224H86V225H88ZM90 224H91V222H90ZM94 224H95V222H94ZM134 224L138 225V226L135 227V226H133ZM47 225H49V224L47 223ZM84 225H85V223H84ZM75 226L77 227V225H75ZM96 226H97V224H96ZM111 226H113V228H114V225H110V227ZM84 227L85 226H83V228ZM89 227H90V225H89ZM89 227H86L87 230L89 229ZM94 227H95V225H94ZM106 227H108V226H106ZM133 227H135V228H133ZM78 228L80 229V225H78ZM78 228L76 230H78ZM118 228H119V226H118ZM138 228L141 229L140 227H138ZM261 228H263V227H261ZM109 229H112V228H109ZM142 229H143V227H142ZM96 230L95 231L92 230V231L96 232ZM113 230H115V229H113ZM72 231L74 234V232H75L74 230H71L70 233H72ZM117 231H119V229ZM78 232H81V229H80V231L78 230ZM91 232H89V233H91ZM141 232L143 233L144 236L147 235V234L145 235L142 230H141ZM150 232H151V230H150ZM248 232H250V233H248ZM85 233L89 235V233H87V232H85ZM95 234H93V235H95ZM69 235H72V234H69ZM79 235L82 236V234H80V233H79ZM116 235L114 233V236H116ZM144 236H143V238H144ZM177 236L178 237L180 236L179 241H176ZM251 236H252V234H251ZM262 236H264V235L262 234ZM262 236H260V237L262 238ZM72 237H73V235H72ZM141 237H142V235H141ZM77 238H78V235H77ZM88 238H90V237H88ZM69 239H70V237H69ZM78 239L80 240V238H78ZM84 239L86 240V238H84ZM136 239H138V238H136ZM147 239H149V238H147ZM74 240H75V238H74ZM78 241L75 240V243L77 242L76 243L77 246L79 243ZM81 241H82L81 244H83L84 240L82 239ZM94 241L96 242L95 239H94ZM147 241H146V243H147ZM256 241H257V239H256ZM136 242L134 241L133 243L137 244ZM133 243L131 245L134 246ZM148 243H149V241H148ZM251 243H252V241H251ZM81 244H79V245H81ZM85 244H87V243H85ZM139 244H140V242H139ZM168 244H170V245H168ZM24 246H26V248ZM252 246H254V245H252ZM259 246H262V245H259ZM22 247H24L25 249L36 248L37 251L41 254V258H43L44 260L39 259L40 261H38V263L32 262L34 259L31 261V256L29 254V250L27 251V250L23 249ZM75 248H74V251L76 250ZM20 249L23 251V254L20 253ZM82 249H84V248H82ZM125 250H126V252H124ZM233 250H235V249H233ZM80 251H81V249H80ZM85 251H87V250H85ZM95 251H97V249ZM81 253H82V251H81ZM143 253L145 254V256L143 255ZM78 254H80V253H78ZM260 257H261V255H260ZM81 258H83V257L81 256ZM101 258H100V262L103 261V260L101 261ZM224 258H225L226 262L224 261ZM78 259H76V260H78ZM232 259H233V257H232ZM105 263H103V264H105ZM228 264H230V262Z\"/></svg>",
	"mask_w": 264,
	"mask_h": 264
},
{
	"label": "clouds",
	"instance_id": "3",
	"mask_svg": "<svg viewBox=\"0 0 264 264\" xmlns=\"http://www.w3.org/2000/svg\"><path fill=\"white\" fill-rule=\"evenodd\" d=\"M215 216L207 208H201L194 213V231L200 239L206 238L215 229Z\"/></svg>",
	"mask_w": 264,
	"mask_h": 264
},
{
	"label": "snow or ice",
	"instance_id": "4",
	"mask_svg": "<svg viewBox=\"0 0 264 264\" xmlns=\"http://www.w3.org/2000/svg\"><path fill=\"white\" fill-rule=\"evenodd\" d=\"M187 219H188V220H192V217H188Z\"/></svg>",
	"mask_w": 264,
	"mask_h": 264
}]
</instances>
